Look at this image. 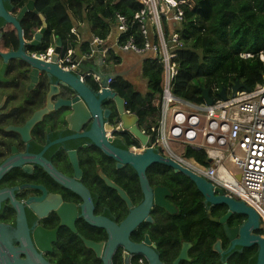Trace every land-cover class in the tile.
Returning a JSON list of instances; mask_svg holds the SVG:
<instances>
[{"label": "flooded vegetation", "instance_id": "af4514ba", "mask_svg": "<svg viewBox=\"0 0 264 264\" xmlns=\"http://www.w3.org/2000/svg\"><path fill=\"white\" fill-rule=\"evenodd\" d=\"M28 1H3L21 33L0 19V264H252L255 245L230 249L217 221L228 213L226 205L206 202L183 178L175 180L173 169L155 163L145 171L146 197L139 174L107 154L145 148L125 142L114 97L99 103L102 117L91 130L86 100L76 89L79 82L97 101L101 85L75 69L78 53L85 61L92 57V33L77 31L73 20L61 37L38 11V0L18 19ZM31 59L64 74L70 86ZM114 64L105 61L122 72ZM118 79L127 81L125 75L109 79L108 89L126 106L113 87ZM235 215L227 220L230 228L246 221L233 224ZM218 242L222 251L215 249ZM244 248L245 256L238 255Z\"/></svg>", "mask_w": 264, "mask_h": 264}, {"label": "trees", "instance_id": "16d2710c", "mask_svg": "<svg viewBox=\"0 0 264 264\" xmlns=\"http://www.w3.org/2000/svg\"><path fill=\"white\" fill-rule=\"evenodd\" d=\"M184 21L176 25L184 46L177 51L178 75L173 83L176 97L193 104L204 102L203 89L210 88L213 100L218 98L215 88L231 89L235 81L244 83L249 89L264 84V0H184ZM37 9L42 13L51 29L66 38L73 27V20L86 22L90 30L100 40L111 35L116 13L133 20L134 15L144 9L139 0H38ZM166 22V18H163ZM38 25H35L36 27ZM167 33L171 26H165ZM131 35L142 43L138 24L122 36L127 40ZM86 47V45H85ZM242 53H251L253 57L242 58ZM108 62L120 63L121 58L116 47L108 52ZM162 68L158 59H148L143 65V76L147 79L145 93L137 91L129 81L116 80L114 89L126 100V109L140 118L139 126L146 128L147 134L155 139L152 126L159 118ZM128 146L138 145V141L129 133L123 134ZM184 156L208 166L204 150L184 148ZM161 165V164H158ZM164 166V165H162ZM166 167V166H165ZM175 180L183 178L188 189L196 190L194 183L181 173H174ZM174 188H180L178 182ZM194 198L199 194L194 193ZM185 199L180 202L183 203ZM197 203H201L197 201ZM243 215H235L233 224L245 220ZM263 234L260 229L256 232ZM223 235V234H222ZM257 246L249 249L256 263ZM247 249L241 254L245 256ZM243 262L244 259H243Z\"/></svg>", "mask_w": 264, "mask_h": 264}, {"label": "built area", "instance_id": "2783aa9c", "mask_svg": "<svg viewBox=\"0 0 264 264\" xmlns=\"http://www.w3.org/2000/svg\"><path fill=\"white\" fill-rule=\"evenodd\" d=\"M144 9L133 20L116 13L118 38L114 47L138 55L150 54L162 68L159 118L152 126V148L181 166L222 188L224 194L246 202L262 219L264 237V84L239 90L230 89L227 99L219 96L212 104H193L176 97L173 83L178 75L177 51L184 41L175 29L184 21V0H139ZM166 18L164 22L163 18ZM138 24L142 43L131 35L122 36ZM171 26L167 33L165 26ZM93 41L102 43L98 38ZM52 48H48V55ZM242 58L253 54L242 53ZM261 60L264 56L260 54ZM185 108V109H184ZM204 150L209 165L174 151V145ZM240 176V179L237 176Z\"/></svg>", "mask_w": 264, "mask_h": 264}, {"label": "water", "instance_id": "95a60500", "mask_svg": "<svg viewBox=\"0 0 264 264\" xmlns=\"http://www.w3.org/2000/svg\"><path fill=\"white\" fill-rule=\"evenodd\" d=\"M3 1L4 0H0V19L3 18L8 22L13 23L21 33V27L19 23L7 13ZM36 1L37 0H29L21 10L18 19H21L27 10H35ZM92 52H94V56L88 61H85L82 58L83 55L78 53L79 58L76 61L77 66L75 69L77 76L83 75L84 73L93 74L95 77H97L98 82L101 85V91L96 93L97 101L79 82L77 86L78 89H76V91L86 100L90 120L92 121L91 130L93 131L95 128L96 116L98 119L102 117L101 110L99 109V103L106 100L108 97H114L118 105L119 121L121 123L120 125L126 132H129L143 148H145L143 151L138 153L131 152L129 150L120 151L111 148V151L107 154L124 164L130 165L139 174L146 197H149V188L145 171L150 164L155 163L167 166L173 169L175 173H181L188 177L204 196L206 202L211 204H223L229 208L228 213L217 221H220V223L223 224L225 235L231 241L230 249H233L236 246L247 247L256 245L258 247V252L255 264H264V237L256 233L258 230H260V227H263L262 219L259 217L258 213L253 208L248 206L246 202L239 201L235 198L225 195L222 188L214 186L207 179L195 174L191 170L181 166L172 158L165 157L159 151L150 147V136L140 128L139 116L135 113L127 111L124 99L120 98L118 95H114V93L108 89L107 81L109 79L120 78L124 73L117 72L115 67L107 68L105 66L104 46L99 42L93 41ZM97 57H99V59L96 60L95 58ZM31 60L33 67L64 83L63 87L70 86L69 81L64 74L43 68L41 64H43L44 61H39L37 59ZM52 61L55 62L57 59H53ZM44 65L47 66L48 64L44 63ZM84 70L85 72H83ZM242 89L248 90L249 88L244 83H241L237 80L230 89V93L234 96L239 90ZM210 92V88L203 89L202 91L204 101L207 104L213 103ZM228 93L229 90L224 87L221 89L219 96L225 100L228 97ZM108 129L112 131L111 127H108ZM87 135L99 143V135L97 137L92 132L87 133ZM109 140H111V138H109ZM208 161L210 162L211 160L209 159ZM237 178L240 179V176L238 175ZM157 189L162 190L161 187H158ZM157 203L158 205H164L161 200H158ZM232 213L246 217V221L241 227L230 228L228 226L227 220ZM130 218L133 219V216H130ZM215 249L222 251L220 242L216 244Z\"/></svg>", "mask_w": 264, "mask_h": 264}, {"label": "crops", "instance_id": "0c3cea01", "mask_svg": "<svg viewBox=\"0 0 264 264\" xmlns=\"http://www.w3.org/2000/svg\"><path fill=\"white\" fill-rule=\"evenodd\" d=\"M76 22H77L76 23V30L77 31L81 30L83 28H85V29L87 28L92 33V31L90 30L89 25L86 22H81V21H78V20ZM113 27H114L115 33L113 35L112 34L109 35L106 40H102L101 41L102 42L101 44L104 46V58H105V61L108 60V57H109L108 52H109V50L111 48H115L114 44H115V42H116V40L118 38V32H117V26H116V18H115V23H114ZM92 35H93V39H96V38L99 39V37L95 36V34L92 33ZM116 52L120 56L121 61H120V63H115L114 65H118L120 70L124 73L123 75H125L126 80L134 85L133 81L136 80V79L131 77V76H133V74H135V73L138 74V75L140 74L142 76V80L145 82L146 87H147V79L143 76V73H142L143 65L145 64V62L148 59H154V56H152L150 54L138 55V54H135V53L130 52V51H127V52L126 51H121L118 48H116ZM93 56H94V52H92V57L91 58H93ZM95 59L97 60V59H99V57H97ZM142 129L146 130L145 127H143Z\"/></svg>", "mask_w": 264, "mask_h": 264}, {"label": "rangeland", "instance_id": "374dc122", "mask_svg": "<svg viewBox=\"0 0 264 264\" xmlns=\"http://www.w3.org/2000/svg\"><path fill=\"white\" fill-rule=\"evenodd\" d=\"M111 31H112V35L115 33V31H114V27L112 26V29H111ZM112 40V39H111ZM131 77H133V78H135L136 80H132L133 82H134V87H135V89L137 90V91H139V92H141V93H145L146 92V84H145V82L142 80V76L139 74H133V76H131ZM185 109V108H184ZM174 150L177 152V153H179V154H181L182 153V151L184 150V148H183V146L181 145V144H175L174 145Z\"/></svg>", "mask_w": 264, "mask_h": 264}, {"label": "bare ground", "instance_id": "6f19581e", "mask_svg": "<svg viewBox=\"0 0 264 264\" xmlns=\"http://www.w3.org/2000/svg\"><path fill=\"white\" fill-rule=\"evenodd\" d=\"M174 148V147H173ZM175 151V150H174ZM176 152V151H175Z\"/></svg>", "mask_w": 264, "mask_h": 264}]
</instances>
